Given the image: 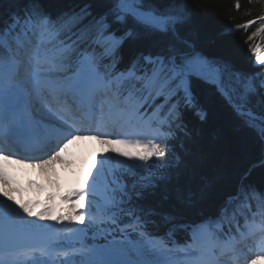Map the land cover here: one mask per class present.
<instances>
[{"label":"snow or ice","instance_id":"snow-or-ice-1","mask_svg":"<svg viewBox=\"0 0 264 264\" xmlns=\"http://www.w3.org/2000/svg\"><path fill=\"white\" fill-rule=\"evenodd\" d=\"M8 2L7 16L0 12V144L31 151L40 135L60 137L57 150L39 161L41 165L57 160L77 138L74 133L99 127L113 131L98 138L123 147L113 149L116 169L110 170V177L105 175L110 158L102 155L87 186L81 184L63 197L77 198L67 215H54L51 203L33 211L30 203L16 202L10 192L0 193L6 198L0 206V264H233L216 253L236 252L238 241L217 229L225 221L231 223L230 210L234 217L247 202L264 198V187L241 184L214 215L191 225L185 241L172 247L146 232V210L138 202L157 181H179L190 167L194 170L182 154L174 155V144L190 138L189 117L206 118L194 88L197 83L215 87L264 148V79L257 83L253 74L233 72L227 62L198 49L186 31L189 15L176 0H101L103 8L97 12L87 3L55 14L45 0ZM235 7L241 5L237 2ZM259 19L253 40L264 37V16ZM142 36L154 38V48L131 56L118 70L125 44ZM250 51L255 63L264 65V40ZM6 151L0 148V161L12 159ZM0 183H9L2 165ZM98 194L107 201V211L128 215L127 227L145 229L139 239L113 240L103 247L84 245L74 224L85 221L83 212L93 207ZM204 194L206 187L201 188ZM49 218L55 223H41ZM162 219L174 222L171 215ZM57 224H63L66 236H60ZM259 231L264 252V227ZM239 235L247 239L255 234L250 230ZM62 240L80 246L68 243L61 249Z\"/></svg>","mask_w":264,"mask_h":264},{"label":"trees","instance_id":"trees-1","mask_svg":"<svg viewBox=\"0 0 264 264\" xmlns=\"http://www.w3.org/2000/svg\"><path fill=\"white\" fill-rule=\"evenodd\" d=\"M237 2L241 5L239 9L235 7ZM45 3L54 14L78 10L87 3L92 4L94 12L103 8L101 0H45ZM176 3L189 15L186 31L198 49L210 58L227 62L233 72L255 76L259 68L250 49L261 44L264 37L253 40L251 35L262 23L259 18L264 16V0H176ZM9 10L8 0H0V12L5 17ZM248 21L253 22L251 26H246ZM153 48L154 38L150 36L130 41L121 50L120 62L127 64L131 56ZM194 88L206 118L189 117L186 122L191 129L190 138L174 144V155L182 154L194 170L190 167L179 181H157L156 187L138 202L146 210L147 233L167 236L170 228L178 230L175 227L178 223L214 215L219 204L241 184L264 187V148L256 133L215 87L200 82ZM253 108L260 113L259 107ZM204 187L206 194L201 195ZM247 204L234 217L230 210L231 223L225 221L230 231H236L239 225L248 226L249 220L264 223V198ZM147 211L154 214L147 215ZM119 213L122 220L127 219L126 213ZM164 215L174 217V222L164 221Z\"/></svg>","mask_w":264,"mask_h":264},{"label":"rangeland","instance_id":"rangeland-1","mask_svg":"<svg viewBox=\"0 0 264 264\" xmlns=\"http://www.w3.org/2000/svg\"><path fill=\"white\" fill-rule=\"evenodd\" d=\"M262 54H264V53H262ZM255 60H256V57L254 59V64L256 66H260V68H261L259 70V72L255 75V78L258 79V82H259L261 79H264V72L261 71V70L264 71V65H257L255 63ZM112 130H113L112 128H109V131H112ZM98 137H100V136H96V137L93 136L92 137V139L94 140V144H95V147H96L95 149H96V152L98 154V158H96L94 160H92V158H87V159H85L83 161H80L79 159H77L75 157V159L72 158L70 161H68V167L71 169L69 171V176H67L69 178L68 181L75 182L76 178L79 177V172L76 171V169L74 168L76 166V164L78 163L80 173L83 175V179L86 180L89 183L91 181V179H92L91 168H93L94 165L99 164V161H100L102 155H107L110 158L109 159V163L107 164V165H109L110 168L115 167V163L111 159L112 156L114 155L113 149L122 148L123 146L122 145H117V144H106V143L103 142V139H100ZM110 138L114 140V139H116V136L115 135H110ZM69 145L76 146V147H79V148H83V145L80 144V142L78 140H74V139H71V141L68 143V146ZM61 155H62V152H61ZM61 155H60V157H61ZM120 159H123V158L120 157ZM41 160H43V159H40L39 161H41ZM63 164L66 165V160L65 159H63V160L59 159L57 162L53 161L50 164L51 166H46V167H43V168L40 167L41 168V172L40 173L45 174V175H47V174L50 175L51 174L50 176L52 177V179H57V180L60 179L59 182L62 184L63 183V178H64V176H66V174H65L66 170L64 169L65 172H62L61 170H57L56 168H58V167L63 168L62 167ZM37 169H38V167H37ZM50 183L53 184L55 186V188H57V189H60V187L62 188V186L60 184H55L53 182H50ZM7 191L11 192L9 190H7ZM13 194H15V191L13 192ZM13 194H12V197L15 199ZM22 196H24V194L17 195L16 196L17 200H15V201L16 202H20ZM5 199L6 198L0 196V206H2V202ZM9 202L11 203V201H9ZM65 203L67 204V207H68L67 211H71V205L77 203V198L73 197L71 200H65ZM87 203H85V204H87ZM106 207H107V201L104 199V196L102 194H98L97 198H96V201L93 202V207L91 209H88V210L93 211L94 215L89 217V215L87 214L86 211H85V213H83L85 215V217H86L85 222H88L90 225H96L99 222L103 221L105 218H108V216L104 217L103 213H102L103 211H106ZM76 214H80V213L77 212ZM47 222H48L47 219H46V221H41V223H45V224ZM109 232H111V228L103 225V226L98 227L97 231L95 232V235L102 237L103 234L107 235V234H109ZM59 234H60V236H64V235H62L61 232H59ZM54 236L56 237V232H54L53 238H54ZM113 240H117V239H113ZM113 240H108V241H104V242H111ZM122 240H126V238L123 237ZM258 256L264 257V256L261 255L260 252H259ZM255 264H264V258L257 259L255 261Z\"/></svg>","mask_w":264,"mask_h":264},{"label":"bare ground","instance_id":"bare-ground-1","mask_svg":"<svg viewBox=\"0 0 264 264\" xmlns=\"http://www.w3.org/2000/svg\"><path fill=\"white\" fill-rule=\"evenodd\" d=\"M54 142L52 145H55V140H50L49 141V143H48V146L52 143V142ZM58 142V141H57ZM49 147H51V146H49ZM32 155H38V153H33ZM47 159H49V157L48 158H44L43 160H47ZM42 161V160H41ZM66 163H67V160H66ZM51 164V163H50ZM50 164H44V165H41V163H39V160H35V161H25V160H20V159H16V158H13L12 157V159L11 160H9V161H0V165H2L3 166V168L5 169L7 166V168H9V167H12L13 169H16L18 172H21V171H23V174L26 172L25 171V169H27L28 167H31V170H32V172H34L35 173V175H36V177H38V179H40V181H47V182H53V183H55V184H60L62 187H64V185H63V183L61 184L60 182H59V180H57V179H52V177L50 176V175H45V174H42V173H39V171H38V169H37V167L39 168V167H41V168H43V167H46V166H51ZM9 165H12V166H9ZM61 166V165H60ZM56 167V166H55ZM63 167V166H62ZM5 172L7 171V169H5L4 170ZM67 172V171H66ZM57 174V173H56ZM11 175V174H10ZM41 176V177H40ZM11 178V177H10ZM43 180H42V179ZM62 178V177H61ZM9 185H11L10 183H8ZM8 184H5V185H8ZM59 187V186H58ZM9 190V189H8ZM7 191V190H6ZM9 191H11V190H9ZM22 195V194H21ZM21 203H29L28 202V199H24L23 198V201L21 202ZM31 203V202H30ZM105 245H107V243L106 244H100V245H98L97 247H103V246H105Z\"/></svg>","mask_w":264,"mask_h":264}]
</instances>
